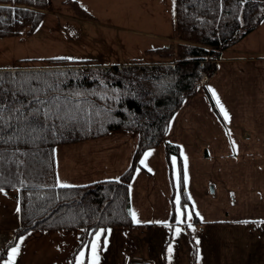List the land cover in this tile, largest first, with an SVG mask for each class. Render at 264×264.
Listing matches in <instances>:
<instances>
[{
	"label": "trees",
	"instance_id": "obj_1",
	"mask_svg": "<svg viewBox=\"0 0 264 264\" xmlns=\"http://www.w3.org/2000/svg\"><path fill=\"white\" fill-rule=\"evenodd\" d=\"M69 2L84 14L76 0ZM47 3L0 0V37L30 34ZM173 5L178 40L145 51L160 61L102 64L48 56L35 66L0 67V188L17 190L19 208V222L0 254L32 229H78L79 244L100 228L130 229L129 182L143 152L161 142L168 163L172 155L177 159L179 204H189L179 147L165 141L170 119L213 74L224 50L258 25L264 0H173ZM114 131L137 134L118 178L56 183L54 146Z\"/></svg>",
	"mask_w": 264,
	"mask_h": 264
},
{
	"label": "crops",
	"instance_id": "obj_2",
	"mask_svg": "<svg viewBox=\"0 0 264 264\" xmlns=\"http://www.w3.org/2000/svg\"><path fill=\"white\" fill-rule=\"evenodd\" d=\"M262 27L264 16L241 38L252 35L253 46L245 47V41L238 40L237 48L217 61L213 74L183 100L170 119L165 141L179 147L189 204L181 208L176 203L178 163L175 155L168 163L163 142L140 157V166L129 182L130 213H136L139 223L131 215L134 226L129 230L137 239L132 248L141 251L124 264H264ZM136 140L135 132L114 131L54 146L56 183L79 185L118 178L129 165ZM145 153L151 155L145 159ZM177 207L183 213L179 224ZM192 229L197 233L191 241ZM111 230L124 238L130 235L125 228ZM150 242L156 248H148Z\"/></svg>",
	"mask_w": 264,
	"mask_h": 264
},
{
	"label": "rangeland",
	"instance_id": "obj_3",
	"mask_svg": "<svg viewBox=\"0 0 264 264\" xmlns=\"http://www.w3.org/2000/svg\"><path fill=\"white\" fill-rule=\"evenodd\" d=\"M76 1L84 14L69 0H48L40 9L45 12L43 18L30 34L0 37V67L35 66L43 64L42 58L48 56L89 59L102 64L155 62L162 57L145 53L147 49L178 40L174 36L173 0ZM239 42L247 47L253 46L255 40L251 35ZM236 43L226 48L223 56L236 49ZM23 58L30 60H20ZM17 209V190H0V248L19 222ZM111 228L121 227L100 228L87 244H79L78 229H32L18 236L0 254V264H8L9 252L17 246L12 264H90L94 243L95 255L99 257L97 264H124L126 259L140 253V248H132L137 246L134 232L125 227L130 235L124 238ZM193 230L194 239L187 236V240H195L197 232L194 234ZM156 246L150 242L147 247Z\"/></svg>",
	"mask_w": 264,
	"mask_h": 264
},
{
	"label": "snow or ice",
	"instance_id": "obj_4",
	"mask_svg": "<svg viewBox=\"0 0 264 264\" xmlns=\"http://www.w3.org/2000/svg\"><path fill=\"white\" fill-rule=\"evenodd\" d=\"M213 96L215 97V92H213ZM216 103H217V105H219V107H220V111H221V113L224 115V119H225V120H228V119H229V117H228V113H227L226 110L224 109L223 105L220 104V101H219L218 98H217V100H216ZM149 155H151V153H145V159H146ZM144 162H145L144 160H141V164H144ZM186 183H187V174L185 173V184H186ZM59 186H60V187H68L69 185H66V184H59ZM189 199H190V197H189ZM176 203H177V205H179V198H177ZM17 211H19V208L17 209ZM131 215H132L133 221L136 222V223H139V221L136 219V213H135L134 211L131 213ZM182 215H183V213L181 212L180 208L177 207V209H176V221H177L178 224L181 223V219H180V217H181ZM188 219H191V215H190V214H189V216H188ZM176 232H177V234H179L180 229L177 228V229H176ZM98 236H99V233H97V237H98ZM21 239H23V238H21ZM95 249H96V245H95V243H94V244H93V247H92L93 256H92V259H91V261H90V264H97V262H98V260H99V257L95 255ZM171 251H172V249H171V247H169V253H171ZM17 252H18V246H17L16 248H12V249H11V251L9 252V261H8V264H12V261H14V259H15V255H16ZM80 255H81V257H83L84 253L82 252Z\"/></svg>",
	"mask_w": 264,
	"mask_h": 264
}]
</instances>
